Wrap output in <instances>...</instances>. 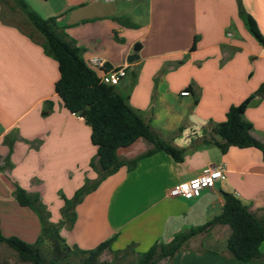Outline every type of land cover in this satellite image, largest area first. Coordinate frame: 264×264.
Returning a JSON list of instances; mask_svg holds the SVG:
<instances>
[{
	"label": "crops",
	"instance_id": "0c3cea01",
	"mask_svg": "<svg viewBox=\"0 0 264 264\" xmlns=\"http://www.w3.org/2000/svg\"><path fill=\"white\" fill-rule=\"evenodd\" d=\"M23 1L43 19L55 18L91 68L99 70L93 61L127 67L116 91L162 139L185 150L180 163L157 152L133 170L123 167L104 180L77 205L74 224L60 229L68 246L92 250L116 237L112 250L132 244L136 253L146 252L219 216L223 193L237 196L264 222L261 151L231 147L223 153L202 143L205 132L223 142L216 130L229 109L264 86V47L260 43L251 50L241 13L242 7L264 36V0ZM5 3L0 0V167H10L0 172V213L10 214L13 225V211L36 218L10 198L20 187L38 196L58 223L64 207L60 194L71 199L87 181L97 179L91 168L97 148L90 126L70 113L55 92L58 64L45 53L43 37L26 17L24 25L11 21ZM137 44L139 59L129 64ZM184 91L190 96H181ZM244 116L252 135L264 143V97L257 96ZM151 148L139 139L119 149L118 156L132 160ZM208 167L227 170L228 179L202 191L195 202L169 197L170 189ZM30 231L37 240L41 227ZM260 252L262 259L253 263L234 262L229 252H221L222 257L211 252L186 253L175 264H264V242Z\"/></svg>",
	"mask_w": 264,
	"mask_h": 264
},
{
	"label": "trees",
	"instance_id": "16d2710c",
	"mask_svg": "<svg viewBox=\"0 0 264 264\" xmlns=\"http://www.w3.org/2000/svg\"><path fill=\"white\" fill-rule=\"evenodd\" d=\"M15 2L29 23L43 37L45 53L58 64L60 77L55 84L56 94L70 113L83 118L91 128V141L97 148V156L92 161L91 168L96 171L98 177L94 181H87L72 199L60 194L64 207L61 209L62 220L58 225L50 221L51 214L38 196L17 187L13 193L14 198L21 207L31 209L38 216L41 234L34 244L16 236L6 237L2 233L0 221V243L15 251L23 263L69 264L70 255H75L81 258V264H99L101 256L107 251H112L116 237L104 241L92 250H82L68 246L59 232L63 226L71 227L74 224L77 205L121 168L133 170L143 158L157 152H165L180 163L183 161L185 150L162 139L150 123L143 120L130 107L127 99L116 91V87L100 82L103 71L91 68L82 59L81 49L67 38L55 18L43 19L23 0ZM241 13L244 14L250 31L264 47V36L254 18L245 14L242 7ZM257 96L264 97V86L240 105L229 109L226 120L216 130V134L223 142L216 141L213 137L208 138L205 132L202 143L214 144L223 153L231 147L256 148L261 151L264 158V143L252 135L253 126L244 116L246 109ZM139 139L150 143L152 148L132 160H124L118 156L119 149L127 148ZM8 167L9 164L0 167V172ZM223 198L224 205L219 216L204 226L178 234L167 245L154 244L148 251L138 253L139 260L136 264H159L162 260H173L191 239L209 232L216 226H227L230 230L225 249L231 254L232 261L238 263L260 261L262 259L260 247L264 242V222L234 194L223 193ZM46 242L52 244L54 258L48 259L43 255L42 249ZM128 250L135 251L130 248Z\"/></svg>",
	"mask_w": 264,
	"mask_h": 264
},
{
	"label": "rangeland",
	"instance_id": "374dc122",
	"mask_svg": "<svg viewBox=\"0 0 264 264\" xmlns=\"http://www.w3.org/2000/svg\"><path fill=\"white\" fill-rule=\"evenodd\" d=\"M5 1L6 3L4 5V11L5 13L9 14L11 21L21 25H24V23L26 24L25 16L21 11V9L18 7V5H15L12 0H5ZM12 9L13 10L15 9V12H11ZM246 26L248 27V25ZM248 28L247 31L251 34V50H257L256 46L258 45L261 46L260 42L257 40L254 34ZM229 31L236 32V30H234L233 28L229 29ZM239 38L240 36L238 37V39ZM10 198L14 199V196L11 194ZM48 211L51 214L50 221L52 222L51 219L52 213L49 209ZM0 214H1L0 217L4 223L2 230L4 236L6 237L16 236L30 244H34L36 242V239L31 237V233H30L31 232L30 229L32 230V232L34 231L37 233L38 229L40 230L41 227V224L39 222L40 220L38 221L37 219L38 216L36 214H35L36 218L34 217L32 219H29L28 216L17 214L13 211V214L15 216L14 218L15 225H13V223L11 222L12 220L11 217H9V221L7 219L8 216H11L10 214L9 215L4 214L2 211ZM60 215H61V211H60ZM52 223L58 225L60 221L58 223H54V222ZM202 225H204V223H200L198 226H202ZM25 229H29V230H25ZM59 232L61 233L60 230ZM229 235H230L229 228L223 226H217L212 230H210L209 232H205L191 239L188 244L184 245L182 250L173 258V260L171 259L162 260L159 264H175V262L178 259V256L182 257L186 253L199 255V254H207L214 252L216 254L219 253V256L222 257V255H220L222 254L221 252L223 253L228 252L225 250V244ZM72 248H78V247L72 246ZM128 248L135 249V246L131 244L130 246H127L124 250H120V251L112 250L105 252L101 256L99 260V264H136L137 261L139 260V255L138 253H135V251L128 250ZM42 252L43 255L48 259L54 258L53 247L50 242L45 243ZM80 261L81 258L75 255H70L68 259L69 264H81ZM0 264H29V263L21 262L15 251L10 249L7 245L0 243ZM62 264H67V263H62Z\"/></svg>",
	"mask_w": 264,
	"mask_h": 264
},
{
	"label": "built area",
	"instance_id": "2783aa9c",
	"mask_svg": "<svg viewBox=\"0 0 264 264\" xmlns=\"http://www.w3.org/2000/svg\"><path fill=\"white\" fill-rule=\"evenodd\" d=\"M110 1V0H106ZM103 71L100 82L102 84L117 87L126 75L127 67L109 68L102 61H93ZM181 96H190L189 91H184ZM228 179V171L220 167H208L201 176L187 182L176 185L169 190L171 198H185L196 201L205 189L215 188L218 182Z\"/></svg>",
	"mask_w": 264,
	"mask_h": 264
},
{
	"label": "water",
	"instance_id": "95a60500",
	"mask_svg": "<svg viewBox=\"0 0 264 264\" xmlns=\"http://www.w3.org/2000/svg\"><path fill=\"white\" fill-rule=\"evenodd\" d=\"M140 48H141L140 44H137L135 46V48H134L135 53L133 55L129 56L127 59L129 64H132L135 60L139 59V56L137 55V53L139 52Z\"/></svg>",
	"mask_w": 264,
	"mask_h": 264
}]
</instances>
